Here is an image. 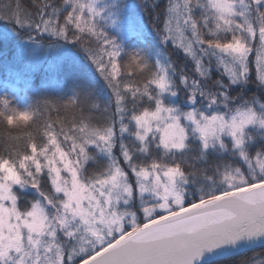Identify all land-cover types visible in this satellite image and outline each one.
Returning <instances> with one entry per match:
<instances>
[{"label":"snow or ice","instance_id":"obj_1","mask_svg":"<svg viewBox=\"0 0 264 264\" xmlns=\"http://www.w3.org/2000/svg\"><path fill=\"white\" fill-rule=\"evenodd\" d=\"M0 71V264H264V0H0Z\"/></svg>","mask_w":264,"mask_h":264},{"label":"trees","instance_id":"obj_2","mask_svg":"<svg viewBox=\"0 0 264 264\" xmlns=\"http://www.w3.org/2000/svg\"><path fill=\"white\" fill-rule=\"evenodd\" d=\"M22 2L27 3V0H22ZM3 78H4V73L0 71V80H3ZM103 98L106 99V96H104ZM260 251L261 249L256 248L255 251H248L246 254H237L231 259L235 261H239L241 258H246V257L257 255ZM261 259H264V257H261Z\"/></svg>","mask_w":264,"mask_h":264},{"label":"rangeland","instance_id":"obj_3","mask_svg":"<svg viewBox=\"0 0 264 264\" xmlns=\"http://www.w3.org/2000/svg\"><path fill=\"white\" fill-rule=\"evenodd\" d=\"M173 59H177L178 62H183V54L182 53H178L176 56H173Z\"/></svg>","mask_w":264,"mask_h":264}]
</instances>
